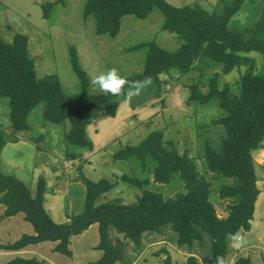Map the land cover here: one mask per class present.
<instances>
[{"label": "trees", "instance_id": "obj_1", "mask_svg": "<svg viewBox=\"0 0 264 264\" xmlns=\"http://www.w3.org/2000/svg\"><path fill=\"white\" fill-rule=\"evenodd\" d=\"M58 1L43 5L45 18ZM221 1L224 0L208 11L199 4L176 7L166 0H86L84 18L95 19L97 35L116 38L124 17L145 20L154 10L161 12L164 17L162 30L175 34L181 40V46L176 51H168L153 40L132 46L130 51L146 49V58L141 72L127 76L129 80L151 76L153 83L149 87L156 88L159 96L163 85L168 83L162 76L172 72L183 76L194 71L201 56L220 66L223 75L247 67L236 83V90L228 84L221 88L218 75L210 79L207 92H203L197 83L187 86L190 92L188 104L207 106L216 103L224 111L223 117L213 119L210 124L218 129L223 127L224 135L219 129L221 135L216 142L204 139V152L200 157L206 171L214 177L231 180L219 188L220 199L231 200L226 207L227 216L218 215L210 201L211 183L199 174L193 158L188 153L169 149L163 131L155 130L138 145H127L118 150L113 159L136 158L140 167L150 171L154 182L161 185L169 184L177 175L184 183V192L166 199L157 191L143 188L151 183L150 179L123 177L125 182L142 188L137 200L131 204L117 201L97 205V200L114 185L106 179L93 182L82 178L86 186L84 210L66 223H56L45 208L46 178H38L34 195L22 180L2 171L3 149L7 144L21 140L16 134L30 129V113L44 103V122L54 125L70 122V129L64 134L65 143L91 152L94 143L86 135L88 125L99 115L115 118L122 97L91 92V79L80 65L75 46L69 47L70 63L80 80V93L65 92L57 75L39 78L29 50V38L16 34L11 43L0 38V98L9 99L12 127L11 135H6L0 128V205L4 206L3 219L23 214L33 233L24 234L13 243L2 244L1 250L19 252L29 246L52 242L56 243V252L72 257L71 239L97 224L100 241L95 249L103 254L92 264L133 263L125 257L127 244L118 238L115 242L111 238L112 231L123 235L137 251H142L144 236L160 234L164 229L177 235L179 248L203 250L207 254L204 264H211L209 257L214 259L218 255L224 256L227 263L232 244L228 237L237 231L240 235L251 231L255 206L261 194L257 173V170L260 173V166L256 157L264 151V0H249L257 18L244 29L236 30L230 27L231 19L247 0H227L222 11ZM252 52L263 58L260 71L256 59L249 55ZM203 64L206 68L209 62ZM40 139L42 136L36 140ZM163 251L166 254L164 264H175L168 250ZM8 264L42 262L36 258L17 257ZM187 264L201 263L195 255H190ZM233 264L254 262L251 257H239Z\"/></svg>", "mask_w": 264, "mask_h": 264}, {"label": "rangeland", "instance_id": "obj_2", "mask_svg": "<svg viewBox=\"0 0 264 264\" xmlns=\"http://www.w3.org/2000/svg\"><path fill=\"white\" fill-rule=\"evenodd\" d=\"M57 1L0 0V38L11 43L16 34L26 35L37 76L57 75L68 94L81 92L80 80L70 63V46L76 47L80 65L90 79L111 68H116L125 77L141 72L146 49L129 50L139 43L153 40L168 51H176L181 46V40L175 34L162 30L164 17L158 10H154L145 20L133 16L124 17L119 35L110 38L96 34L93 17L84 18L86 0L58 1L49 17L45 18L43 5ZM166 1L176 7L199 4L212 11L220 0ZM226 2L221 1V11ZM255 18L257 15L253 5L247 0L232 17L230 27L233 30L244 29ZM249 55L256 59L260 71L263 66L261 54L252 52ZM208 62L205 68L203 63ZM246 71L247 67H241L223 75L220 66L210 58L201 56L194 71L183 76L177 72L162 76L168 83L163 85L160 96L156 88L147 87L128 103H121L123 97L119 99L115 118L99 115L92 120L86 130L87 137L94 143L91 152L66 144L64 134L70 129V122L64 125L45 123L42 117L44 103H41L29 115L30 129L16 134L21 140L9 143L3 149L2 171L22 180L34 195L38 178L44 176L47 180L45 208L52 219L61 224L85 208L86 186L82 178L93 182L106 179L114 185L111 191L97 200V205L117 201L131 204L137 200L142 188L125 182L123 177L140 180L148 178L151 183L143 188L157 191L166 199L173 198L185 191L184 183L177 175L169 184L161 185L154 182L150 171L140 167L136 158L127 161L113 159L118 150L127 145H138L151 132L161 130L169 149H175L180 154L188 153L193 158L199 174L211 183L210 201L218 215L226 217V207L231 200L220 199L219 188L231 180L214 177L206 171L205 162L200 157L204 152V139L216 142L221 135L219 129L224 135L223 127L218 129L210 126L213 119L224 116V111L216 103L207 106L188 104L190 92L187 86L197 83L203 92H207L210 79L218 75L221 88L228 84L236 90L237 81ZM90 90L99 92L94 86ZM0 128L6 135L12 134L8 98H0ZM41 136L42 139L37 141ZM30 140L36 142L31 143ZM256 161L260 166V173L259 170L257 173L260 176L258 188L261 194L255 206L252 229L241 233V247L235 248L231 244L226 264H233L239 257H251L254 264H264V151L258 154ZM3 212L4 206L0 205V246L19 240L24 234L33 233L30 224L24 221L23 214L3 219ZM111 238L115 242L118 238L127 244L125 257L132 264H164V249L168 250L175 264H187L190 255H195L204 264L207 256L197 247L193 251L179 248L176 244L177 235L169 229H164L160 234L145 235L142 251H137L132 243H127L123 235L115 231L111 232ZM99 241V228L95 224L83 235L71 239L72 257L56 252V243L44 242L19 252L0 249V264H8L17 257L36 258L42 264H92L103 254L95 249Z\"/></svg>", "mask_w": 264, "mask_h": 264}, {"label": "clouds", "instance_id": "obj_3", "mask_svg": "<svg viewBox=\"0 0 264 264\" xmlns=\"http://www.w3.org/2000/svg\"><path fill=\"white\" fill-rule=\"evenodd\" d=\"M90 83L105 95L114 97H123L121 103H128L134 97L139 96L144 89L153 83L151 76H145L142 80H129L121 75L116 68H111L106 72H102L94 76ZM228 239L235 248L241 247V236L239 231L231 233ZM211 264H226L224 256H216L214 259L209 257Z\"/></svg>", "mask_w": 264, "mask_h": 264}, {"label": "crops", "instance_id": "obj_4", "mask_svg": "<svg viewBox=\"0 0 264 264\" xmlns=\"http://www.w3.org/2000/svg\"><path fill=\"white\" fill-rule=\"evenodd\" d=\"M256 210V209H255Z\"/></svg>", "mask_w": 264, "mask_h": 264}]
</instances>
